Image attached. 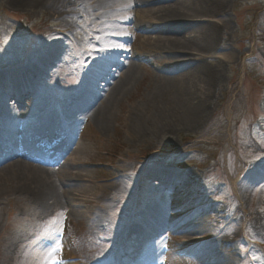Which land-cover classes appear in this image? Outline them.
<instances>
[{
    "label": "rangeland",
    "instance_id": "obj_1",
    "mask_svg": "<svg viewBox=\"0 0 264 264\" xmlns=\"http://www.w3.org/2000/svg\"><path fill=\"white\" fill-rule=\"evenodd\" d=\"M134 7L127 0V4L116 8L113 18H119L118 22L113 19L106 27L112 39L103 43L111 42L113 46L108 47L109 60L101 57L100 68L107 71L104 67L111 65L110 61H117L116 57L121 60L113 50H127L134 31L137 46L132 51L143 58L140 73L145 78L132 86L121 106L115 107L107 131L101 132L77 108H64L65 99L79 93L82 73L99 70L94 65L97 56L90 51L96 43L89 40L93 26L88 16L50 19L0 0V78L39 60L41 44L55 41L58 45L52 61L41 64L42 72L30 95L18 99L21 110L33 107V112L0 115V138L16 140L23 134L38 138L49 133L44 125L54 120L55 126L49 130L54 129L58 136L69 134L73 145L84 147L81 157L87 165L82 170L95 183L94 193L107 188L110 198L105 204L109 209L103 215L106 222L102 227L94 226L87 214L73 213L72 207L46 211L29 208L23 198L14 200L11 206L9 199L0 200V264H35L31 244L50 233L59 239L65 237L71 246L70 255L81 264H107L121 257H125L122 264L129 260L132 264L140 256L169 259V264H214L217 256L205 245L213 237L237 242L235 264H264V234L259 228L264 216V0H227L225 16L207 19L222 20L227 25L218 36L214 54L191 59L194 63L200 61L206 69H220L217 86L208 92L210 105L201 123L196 127L186 125L180 112L172 109L174 97L166 96L160 100L164 115L157 123V127L162 123L168 128L165 134L161 139L152 136L133 141L116 119L122 106L129 108L133 104L129 97L143 93L152 76L154 80L166 76L165 71L172 72L169 76L180 72L171 70L174 66L164 60L163 54H157L160 49L156 52L153 46L143 48L144 38L157 33L150 31L153 20L135 16ZM58 31L60 40H47L56 38ZM150 50L155 56L147 59ZM122 56L125 61L127 56ZM16 100L8 104L14 107ZM23 119V129L16 128ZM46 142L51 143L49 139ZM248 168L258 171L255 181L242 193L237 185ZM126 174L127 179L109 182ZM157 177L168 178L169 183ZM116 184L111 190L109 186ZM72 190L76 200L85 195L79 187ZM146 212L153 215H146V223L141 224L144 232L141 226L128 232L131 225L144 220L142 214ZM161 221L163 227L158 225ZM53 229L59 231L54 234ZM5 235L15 243L9 251L1 246ZM190 237L196 241L185 244ZM164 248H170L168 256Z\"/></svg>",
    "mask_w": 264,
    "mask_h": 264
},
{
    "label": "bare ground",
    "instance_id": "obj_2",
    "mask_svg": "<svg viewBox=\"0 0 264 264\" xmlns=\"http://www.w3.org/2000/svg\"><path fill=\"white\" fill-rule=\"evenodd\" d=\"M6 2L21 11L36 12L50 19L55 16H57V20L73 18L82 14L88 16L93 26L89 40L96 43L90 48V51L94 56H97L94 65L99 70L91 69L90 73L87 70L82 73L84 77L79 86V95L75 94L69 100L65 99L64 108L65 110L77 108V111L84 114L85 117H90L101 132H106L115 107L121 106L122 100L128 95L132 86L143 82L145 78V75L140 73L143 68L140 61L143 58L140 57L141 54H135L132 51L137 46L134 31L133 38L131 36L130 42H127L131 43L127 50L122 48L113 50V53L121 57V60L119 61L116 57L117 61H110L111 65L104 67L107 68V71L100 68L101 57L108 59L110 57L108 47L113 46L111 42L107 45L103 44L104 40L112 39L110 35H107L106 27L114 22L113 19H116L113 18L116 8L119 5L127 4V0H6ZM130 2L135 6V16L145 15L153 20L151 25L153 29L150 31L157 33L155 37L144 38L143 48L147 50V47L152 48L153 46L156 52L157 49H160L157 54H163L164 60L174 66L171 70L177 69L180 72L175 76H169L172 72L165 71L166 76L162 75L163 77L160 79L155 78L154 80L155 76H152L143 93H137L138 95L131 99L129 97V101L132 100L133 104L129 108L122 106L121 113L116 115V119L119 123L121 122L127 132L125 135L130 136V140L134 141L138 138L145 140L152 136L161 139L162 134H165L168 128L164 127L162 123L157 127V123L161 119L159 116L164 115L162 111L160 112L159 103L161 99L171 95L176 101L172 109L180 112L186 125L198 126L205 118L210 105L208 92L212 91L220 80V69L219 66L214 69H206L200 61L194 63L191 59L195 56H209L217 50L218 36L225 29L227 23L222 20L214 22L207 19L225 16L227 0H130ZM118 20L119 18L115 22ZM126 22L129 24L128 21ZM73 23L75 22L73 21ZM56 26L57 28L61 27L60 25ZM140 26L143 25L140 24ZM55 33L57 34L56 38L47 40H60V31ZM121 41L126 40L122 38ZM39 48V60L36 59V62L29 63L27 67L17 69L10 75L0 78V90L2 91V93L0 92V115L12 116L17 113L30 115L33 112V107L30 110H21L20 104L13 107L8 104V101H15L16 98L22 99L30 95L32 88L37 83L36 77L42 72L41 64L52 61L58 51L55 41H47ZM122 54L127 56L125 61H122ZM146 54L147 59L155 56L151 50ZM184 54L188 60L184 58ZM209 59L217 61L215 58ZM113 72L116 73V76L113 75ZM112 76L111 81L106 83ZM104 83L106 85L103 87ZM98 84L99 87L95 88ZM15 103L19 102L16 100ZM53 122L55 121L50 119V123L46 125L52 127ZM21 143L25 152L20 156L17 144L10 142L7 146L0 139V200L9 199L8 206H11L14 200L23 198L29 208H43L46 211L58 208L67 210L72 207L73 213L87 214L94 226H105L106 221L103 215L109 209V205L105 204L110 198H107V188H99L94 193L95 183L91 177L90 179L83 174L82 167L87 165V161L81 157V152L85 150H83L84 147H76L66 139L63 145L65 149L61 147V150L67 159L61 164L59 160L54 162L48 152L34 148L28 138H23ZM115 171L117 174H121L117 170ZM256 171H258L257 168L246 170L243 178H240L238 182V191L242 190L241 192L244 193L247 190L246 188L256 179ZM157 178L160 182L169 183L168 178ZM123 179H127V174L122 175L119 179L112 178L109 182ZM75 187H79L85 194L78 200L73 196L74 190L72 189ZM109 187L111 190L115 189L117 184ZM87 188L92 194L88 190L86 191ZM83 208L86 211L77 210ZM154 212L159 215L158 209H155ZM142 215L144 220L131 225L128 232L138 226H141L144 232L141 224L146 223L144 222L147 221L146 215L149 217L153 214L146 212ZM259 221H261L259 228L264 234V216ZM160 225L163 227L162 221ZM59 229H53L54 233H57ZM245 229H248V223ZM186 231L184 230V232ZM186 233L194 235L191 231ZM45 240H48L49 243L38 239L31 244L34 247V249L31 248L35 252V264H81L75 261L74 255H70L71 246L65 237L58 239L50 233ZM193 241H196V238L190 237L184 243L189 245L193 244ZM234 243L237 242L228 238L214 237L208 243L205 242V245L212 255L217 256L214 264H235ZM14 245V240L6 236V240L2 242L1 246L5 251H9ZM140 258L144 257L135 258L134 264H144L143 261H139ZM150 260L146 259L145 261L148 264L161 262L157 258H154L151 263ZM167 261L170 262L169 259Z\"/></svg>",
    "mask_w": 264,
    "mask_h": 264
}]
</instances>
